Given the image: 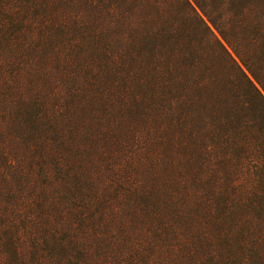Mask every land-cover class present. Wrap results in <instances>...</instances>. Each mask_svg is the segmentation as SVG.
I'll list each match as a JSON object with an SVG mask.
<instances>
[{"label":"trees","instance_id":"1","mask_svg":"<svg viewBox=\"0 0 264 264\" xmlns=\"http://www.w3.org/2000/svg\"><path fill=\"white\" fill-rule=\"evenodd\" d=\"M0 264H264V0H0Z\"/></svg>","mask_w":264,"mask_h":264}]
</instances>
